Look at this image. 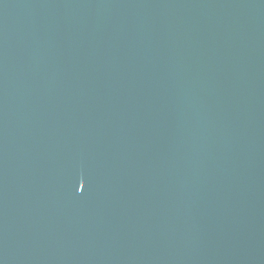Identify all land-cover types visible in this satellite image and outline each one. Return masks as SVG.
Masks as SVG:
<instances>
[{"label":"water","instance_id":"1","mask_svg":"<svg viewBox=\"0 0 264 264\" xmlns=\"http://www.w3.org/2000/svg\"><path fill=\"white\" fill-rule=\"evenodd\" d=\"M0 264H264V0H0Z\"/></svg>","mask_w":264,"mask_h":264}]
</instances>
